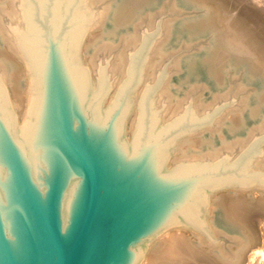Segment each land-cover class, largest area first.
Here are the masks:
<instances>
[{
  "label": "water",
  "instance_id": "water-1",
  "mask_svg": "<svg viewBox=\"0 0 264 264\" xmlns=\"http://www.w3.org/2000/svg\"><path fill=\"white\" fill-rule=\"evenodd\" d=\"M19 9L22 21L11 26L32 102L22 126L0 76V264H141L149 242L181 224L216 239L206 224L211 192L264 185V174L253 170L264 134L234 160L168 170L164 164L179 138L208 126L237 98L202 118L192 98L181 114L159 123L167 107L163 100L156 108L154 95L169 64L144 88L129 145L133 92L164 17L156 30L143 31L128 76L104 110L112 58L101 62L99 89L91 94L81 49L98 15L87 0H19Z\"/></svg>",
  "mask_w": 264,
  "mask_h": 264
},
{
  "label": "bare ground",
  "instance_id": "bare-ground-1",
  "mask_svg": "<svg viewBox=\"0 0 264 264\" xmlns=\"http://www.w3.org/2000/svg\"><path fill=\"white\" fill-rule=\"evenodd\" d=\"M167 1L87 0L90 10L98 15L81 49L82 61L91 72V94L99 89L102 57L114 55L109 69L112 88L105 98L104 110L115 100L122 80L128 76L132 63L129 52L141 42L140 25L151 23ZM173 7L182 14L190 10H201L203 14L195 12L172 26L173 29L168 26L166 40L160 41L154 50L152 46L143 80L133 92L126 128L129 145L135 138L137 110L144 88L151 85L147 82L155 80L173 40L180 44L211 35L214 41L210 48L187 58L178 75L166 85L163 83L154 95L156 108L163 100L167 103L159 123L169 122L182 107L185 95L201 87L206 89L207 100L226 92L227 65L243 68V90L250 86L254 92L245 91L244 107L231 120L224 118L216 125L217 116L208 126L179 138L164 164L165 170L170 169L173 159V167L183 162H214L236 148L242 149L253 134L264 131V46L254 41L260 40L259 36L251 33L239 15L229 12L220 0H175ZM21 21L19 0H0V76L11 109L18 120L22 115L23 126L32 102L30 73L11 26ZM262 147L264 150V144ZM253 170L264 174V153L255 158ZM206 224L216 239L198 228L181 224L150 241L141 264H264V185H232L211 192Z\"/></svg>",
  "mask_w": 264,
  "mask_h": 264
},
{
  "label": "rangeland",
  "instance_id": "rangeland-1",
  "mask_svg": "<svg viewBox=\"0 0 264 264\" xmlns=\"http://www.w3.org/2000/svg\"><path fill=\"white\" fill-rule=\"evenodd\" d=\"M222 1L226 7L228 8V11L231 12L233 15L234 13L239 15V19L241 20V23L245 25V27L254 35H256L260 40H254L258 45L264 46V0L263 3L262 0H256L249 1V0H220ZM258 1H261L260 4ZM175 0H168L163 6L164 8L162 10H159L157 14L154 16L151 23H142L139 27V37L141 42L139 45L134 49L136 51L140 45L143 42V31L145 29H148L149 32L156 30L157 26V20L164 17L162 20V29L163 34L154 42V48L157 46V44L162 41L166 40L167 33H168V26L174 28L176 27L187 15H193L195 12L200 14H203L201 10L193 12L190 11H184L186 14H182L180 11H177L173 5ZM246 2V3H245ZM226 8V9H227ZM255 8V9H254ZM257 8V9H256ZM263 8V11H262ZM252 9V10H251ZM255 11V12H254ZM188 12L190 14H188ZM254 12V13H253ZM192 13V14H191ZM254 14V15H253ZM256 15V16H255ZM258 17V18H257ZM257 19V20H256ZM172 28V29H173ZM263 36V37H262ZM213 38L212 36H205L204 38H201L198 41L195 42H182L178 44L177 42L171 41V50L168 53L167 56L164 57V59L161 61V65L158 68V73L155 78V80L151 82H147L149 84L155 83L160 71H162L166 66L170 64V70H169V76L165 80L164 84L166 85L170 78H173L178 75V73L181 70V66L185 63V60L189 57H192L194 53H199L200 51L210 48V46L213 44ZM132 51V50H131ZM129 52V54L131 53ZM132 51V52H134ZM114 55L110 54L108 56L102 57L101 61L103 64H107L108 61L111 59V62L113 60ZM225 72L224 77L228 83V90L225 89L226 92H221L217 97H212L210 100H207V96H205L206 89L201 87L200 90H196L191 92L189 95H185V100L183 101L182 107L179 109L177 113L172 115V117L169 119H173L179 114H181L186 107L188 106L189 102L193 98V104H194V110H197V113L200 117H203L205 114H207L210 110H212L214 107H216L219 104H222L224 102H227L229 100L237 98V105H234L230 108H227L223 110L218 117L215 120V124L222 120V119H229L231 120L234 116H237V114L242 111L244 107V93L246 92H254L252 91L253 88H250V86L246 87L245 90H243L242 84L245 80V73L244 70L241 68L238 70L237 67L234 65L232 66H225ZM238 70V71H237ZM125 79L122 80L121 83H123ZM164 85V86H165ZM252 87V86H251ZM250 88V89H249ZM117 89V88H116ZM246 89H249L248 91ZM205 90V91H203ZM117 90H114L112 94L115 95ZM115 92V93H114ZM221 94V95H220ZM113 96V95H112ZM201 101H205L203 104H201ZM200 104V105H198ZM167 107V103H165ZM22 115L19 117L20 123L22 122ZM228 120V121H229ZM130 121V120H129ZM264 134V131L253 134L252 138L249 140V142L242 148H236L231 153H226L224 156H228L229 158L233 159L236 158L246 147L247 145L258 135ZM174 159L171 160L170 168H172L174 165L173 163ZM177 163V162H176ZM259 228V227H257Z\"/></svg>",
  "mask_w": 264,
  "mask_h": 264
}]
</instances>
